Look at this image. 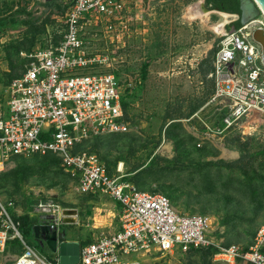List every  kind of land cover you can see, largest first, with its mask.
Returning <instances> with one entry per match:
<instances>
[{
  "label": "rangeland",
  "instance_id": "1",
  "mask_svg": "<svg viewBox=\"0 0 264 264\" xmlns=\"http://www.w3.org/2000/svg\"><path fill=\"white\" fill-rule=\"evenodd\" d=\"M47 1L0 0V17L17 19L0 34L3 106L8 86L24 72L23 53L61 40L63 19L56 17L57 12L51 11ZM195 5L209 13L207 22L186 17L189 8ZM222 13L205 0H131L127 31L107 19H94L86 24L84 38L89 50L114 57L111 67L100 70H116L122 81L130 79L134 96L128 109V132L89 139L81 150L99 156L112 172L123 165L129 175L138 167L150 165L155 155L164 158L153 160V171L138 187L167 196L179 213L210 216L213 219L210 236L215 247L235 244L248 248L254 245L257 232L264 228L262 188H255L256 193L263 194L255 200L245 188L249 178L260 185V175H264V116L255 113L241 123L240 130L236 129L255 137L249 146L253 161L247 171L226 165L238 161L244 153L230 141L232 137L207 136L203 124L213 125L220 117L219 107L209 103L212 85L204 79V71L211 69L220 37L235 30L237 19L229 13V22L217 32L213 26L223 19ZM257 19L264 22L261 15ZM148 62L147 79L141 82L142 66ZM258 63L262 64L260 59ZM198 105L201 106L197 108ZM172 121L182 126L167 134L166 128ZM187 134L196 140L188 141ZM53 160L49 156L16 155L0 172V201L21 223L22 217L28 216L20 228L21 234L28 246L47 261H54V257L35 238L33 225L38 217L33 205L46 202L63 210H75L76 222L64 225L81 242L107 232L109 223H118L110 198L77 193L60 161L51 165ZM218 161L223 164H216ZM208 162L213 163L204 166ZM168 165H175L176 169L162 170ZM20 251L21 247L17 251L7 247L0 255V264H14L12 255ZM141 259L142 264H227L215 263L213 258L208 263L201 252L188 254L180 250L164 254L151 251Z\"/></svg>",
  "mask_w": 264,
  "mask_h": 264
},
{
  "label": "built area",
  "instance_id": "2",
  "mask_svg": "<svg viewBox=\"0 0 264 264\" xmlns=\"http://www.w3.org/2000/svg\"><path fill=\"white\" fill-rule=\"evenodd\" d=\"M60 2L68 5L63 15H56L63 19L61 40L23 53L24 72L10 83L5 105L0 104V172L13 156L53 154L79 194L106 195L121 204L120 229L84 245L78 264H142L137 256L151 251L187 252L213 245L210 216L179 213L167 196L127 181L123 165L112 172L96 154L76 151L87 139L130 129L122 97L133 90L132 81H122L112 69L100 70L111 67L114 57L89 50L84 26L94 19H107L127 31L131 0ZM251 25L264 29V22L255 19L219 39L207 78L214 89L209 103L219 107L221 117L213 125L203 122L207 136H225L230 130H240L253 114L264 116V63ZM33 208L39 220L52 217L51 225L57 229L64 222V210L57 204L39 202ZM21 226L0 201V254L9 241L19 240L23 252L14 264H59L28 246ZM213 261L264 264V228L251 247L219 246Z\"/></svg>",
  "mask_w": 264,
  "mask_h": 264
},
{
  "label": "trees",
  "instance_id": "3",
  "mask_svg": "<svg viewBox=\"0 0 264 264\" xmlns=\"http://www.w3.org/2000/svg\"><path fill=\"white\" fill-rule=\"evenodd\" d=\"M205 2H206V4L212 6L213 8H216V9L222 11V12H227L228 14L229 13L238 14V15L241 14L240 0H205ZM46 3H47L48 6L51 7V11L53 13L57 12L56 14H58V15H63L65 13V11L67 10V8H68V5H65V4L61 3L60 0H48ZM55 9H57V11H55ZM22 12H26V11H22ZM16 21H17V19H14V18L8 19L7 17H5V18L4 17H0V34H2L3 30H5V28H6V26L8 24L12 25ZM241 26H242V24H241L240 20H237V21L234 22L235 29H239ZM57 42L58 41H55L54 43L56 44ZM148 67H149V62L148 63H144L143 66H142L141 75H140L141 82H144L147 79ZM211 69H212V67H211ZM211 69H209L207 71L206 70L204 71V73H205L204 79L206 81H210L211 85H213V81L211 79L207 78V75H208V73L210 72ZM116 76L119 79H121L118 73H116ZM213 91H214V89L211 92L213 93ZM133 96H134V91L132 90V91H126V93L122 97V105H123V109H124V113H125V118L128 121H129L128 109H129V107L131 105V100H132ZM200 106L201 105H198L197 108H199ZM192 114H190L189 116H191ZM220 117H221V115H220ZM220 117H219V119L217 121H215V123H219L220 122ZM181 126H182V124L180 122L172 121L167 126L166 133L169 134L170 132H173V130L176 127H181ZM109 135H112V134H109ZM225 136L232 137L230 141L235 142L240 147V149L244 152L242 154L241 158L238 161H236L234 163L226 164V165L228 167H230V168H238L240 170H246L247 171V168L249 167V164L253 161V155L251 153H248L249 146L255 140V137L243 135L242 133H240L236 129L228 131L225 134ZM93 138L98 139V138H101V136L93 137ZM93 138H90V139H93ZM88 140L89 139L85 140L82 144L78 145L77 148H76V151L81 150L82 145ZM187 140L191 142V141H195L196 138L192 134H187ZM36 156L38 157V156H41V155L36 154ZM48 156L49 157H53V159H54L53 163H51V165H54L55 163L57 164L60 161V159L57 156L53 155V154H48V155H45L43 157H48ZM155 159L164 160V158H162V157H160L158 155H155L154 158H152V160L150 161V165H147L144 168H142V167L136 168L134 170L135 173L132 174V175L131 174L129 175L128 173H125V175H126L125 179L127 181H130L131 183H133L137 187H138V185H142L144 183V181H145V178L153 171L152 162ZM212 163L213 162H208L204 166L211 165ZM216 164H218V165L219 164H223V162L218 161ZM46 166H48V165H46ZM175 169H176L175 165H172V166L168 165V166H165V167L162 168V170H175ZM109 170H110V168H109ZM260 176H261L260 185L257 184V182H254L251 178H249L248 182H246V186H245V188L247 190L246 193L248 195H250L252 197L251 199H253V200H255L258 196L262 197L261 195L264 194V175H260ZM256 187L262 188L263 194L262 193H256L255 192V188ZM26 219H27V217H24L22 219V221H23L22 225L24 224V221H26ZM225 246H227V245H225ZM217 251H218V247H215L214 245H211V246H208V247H205V248H199V249H194L193 248V249H190L188 251V254H192L194 252H201V253H203L204 261L205 262L207 261L208 263H211V260H212L211 258H213L214 254ZM239 262H241V261H239ZM181 264H185V263H181ZM188 264H190V263H188Z\"/></svg>",
  "mask_w": 264,
  "mask_h": 264
},
{
  "label": "water",
  "instance_id": "4",
  "mask_svg": "<svg viewBox=\"0 0 264 264\" xmlns=\"http://www.w3.org/2000/svg\"><path fill=\"white\" fill-rule=\"evenodd\" d=\"M240 10L241 24H248L260 15L264 17V0H240ZM252 39L259 45L264 63V29L260 27L253 29ZM51 219L50 216H43L39 223L33 225L35 238L41 237L48 249L53 254H58L59 264H78L80 261V244L77 242H60L58 229L51 225Z\"/></svg>",
  "mask_w": 264,
  "mask_h": 264
},
{
  "label": "crops",
  "instance_id": "5",
  "mask_svg": "<svg viewBox=\"0 0 264 264\" xmlns=\"http://www.w3.org/2000/svg\"><path fill=\"white\" fill-rule=\"evenodd\" d=\"M213 70V63H212V69L210 70V72ZM113 72L115 73V75H116V70H113ZM209 72V73H210ZM208 73V74H209ZM212 90H213V85H212ZM77 192V191H76ZM78 193V192H77ZM83 195H85V196H90V197H96V198H104V197H107V198H110L109 196H106V195H103V197H101V195H87V194H83ZM111 200H112V202H113V205L115 206V210L113 211V215H117L118 216V218H117V222L118 223H116V224H114V223H109V230L107 231V232H105V233H102V234H108V233H113V232H115V231H117V230H119L120 229V214H121V211H122V207H121V204L119 203V202H117V201H115L114 199H112V198H110ZM24 217H27L28 218V216H24ZM24 217H22V219L24 218ZM67 220V216L66 215H64V222L59 226V229H58V232H59V236H60V239H59V241L60 242H62V241H67V242H77V243H79L80 244V249L84 246V245H86V244H88V243H91V242H93V241H95L99 236H101L102 234H99V235H96V237H94L92 240H90V241H84V242H81V241H79L78 239H76L75 237H74V235L72 234V232L70 231V229H69V231L66 229L67 227L64 225V224H69L68 223V221H66ZM76 220H77V215H76ZM76 220H75V222H76ZM66 221V222H65ZM40 222V220L39 219H37V222H35L34 223V225L35 224H37V223H39ZM71 222H73V221H71ZM111 224V225H110ZM64 235V236H63ZM14 241H17V243L16 244H10V243H8V245H7V247L9 248V249H12L13 251H17L18 250V248L19 247H21L22 248V251H20V252H18L17 254H13L12 255V257H13V261L15 262V259L23 252V246H22V243L21 242H19L18 240H14ZM27 244V243H26ZM28 245V244H27ZM40 246V245H39ZM41 247V246H40ZM45 251H48V252H51L49 249H48V247L46 246V244H45ZM52 253V252H51ZM1 255V254H0ZM52 256L54 257V261H58V254H53L52 253ZM141 257H144V256H137V258H140L141 259ZM133 259L134 258H136L135 256H133L132 257ZM142 260V259H141ZM241 262H243V261H241ZM245 263V262H244ZM247 264V263H246Z\"/></svg>",
  "mask_w": 264,
  "mask_h": 264
},
{
  "label": "bare ground",
  "instance_id": "6",
  "mask_svg": "<svg viewBox=\"0 0 264 264\" xmlns=\"http://www.w3.org/2000/svg\"><path fill=\"white\" fill-rule=\"evenodd\" d=\"M220 12H222V11H220ZM221 16L223 17V19L220 22L214 24V26H213L214 30H216L217 32L222 31L223 26L229 22V17L231 15L228 14L227 12H223L221 14ZM186 17L192 21L201 20L202 22H207L208 18H209V13L199 10L198 5H195L192 8L191 7L189 8ZM63 214L67 216L66 221H75L76 220V211L75 210L66 209V210H64Z\"/></svg>",
  "mask_w": 264,
  "mask_h": 264
},
{
  "label": "flooded vegetation",
  "instance_id": "7",
  "mask_svg": "<svg viewBox=\"0 0 264 264\" xmlns=\"http://www.w3.org/2000/svg\"><path fill=\"white\" fill-rule=\"evenodd\" d=\"M241 15V14H240ZM240 15H238V14H234V16H236V20L235 21H237V20H240ZM256 28H258L256 25H251V29H256ZM37 242H38V244L41 246V243L43 244V246L41 247L43 250H45L46 248H45V242L42 240V238L41 237H39L38 239H37Z\"/></svg>",
  "mask_w": 264,
  "mask_h": 264
}]
</instances>
